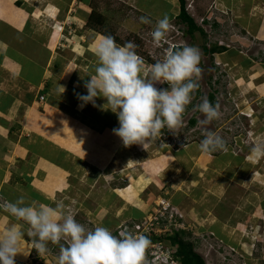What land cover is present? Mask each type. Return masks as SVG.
Listing matches in <instances>:
<instances>
[{"label": "rangeland", "instance_id": "1", "mask_svg": "<svg viewBox=\"0 0 264 264\" xmlns=\"http://www.w3.org/2000/svg\"><path fill=\"white\" fill-rule=\"evenodd\" d=\"M89 1L103 15L102 30L121 45L131 41L137 46V54L145 61L144 74L164 59L173 44L199 49L202 74L186 107L182 128L173 132L162 129L161 136L146 145L143 155L133 149L143 146L134 144L118 154L106 153L100 161L98 156L96 164L101 169L80 162L75 151L70 168H65L64 185H49L47 194H53L55 204L63 201L66 211L88 229L104 226L114 230L124 222L167 209L205 264H264V158L257 159L252 151L258 142H264V39L256 35L264 21V0H184L186 12L203 29L191 34L178 19L179 0ZM58 2L64 3L38 0L32 4L33 16H28L24 30L47 35L52 52L68 57L65 49L74 48L79 31L73 18L46 16ZM45 6L49 8L44 10ZM165 16L173 29L167 43L157 48L151 33ZM141 17L151 23H141ZM214 44L227 50L204 52V47ZM155 87L167 89L168 85L157 83ZM210 93L221 115L201 126L204 115L197 106ZM191 117L196 119L195 125H190ZM204 128L221 136L227 151L203 153L199 146ZM158 167L162 169L156 174ZM5 201L0 196L3 211ZM161 239L167 242L168 235ZM48 249L46 254L37 255L32 244L28 254H17L15 264H58L60 245L49 242Z\"/></svg>", "mask_w": 264, "mask_h": 264}, {"label": "crops", "instance_id": "2", "mask_svg": "<svg viewBox=\"0 0 264 264\" xmlns=\"http://www.w3.org/2000/svg\"><path fill=\"white\" fill-rule=\"evenodd\" d=\"M62 1L63 5L58 2V6H45L44 10H53L46 15L49 18L74 19L79 40L74 48L65 49L68 57L52 52L47 35L24 30L28 16H33L29 1L0 0V196L8 202L15 203L23 196L26 204L55 207L53 194L47 192L51 185H64L65 168H70L75 151L80 162L101 169L96 164L98 156L100 161L106 153L118 154L128 147L113 131L119 122L116 114L107 110L105 98H96L95 107L91 103L80 106L78 96L87 95L84 85L99 65L95 45L106 35L86 26L92 9L89 0ZM262 24L256 30L260 39H264V21ZM57 34L60 36L61 30ZM133 149L142 155L148 150L146 146ZM117 156L114 159L118 161ZM156 169L157 174L162 167ZM12 227L25 234L29 230L22 220L0 207V234ZM30 245L32 238L25 236L18 256L28 254Z\"/></svg>", "mask_w": 264, "mask_h": 264}, {"label": "clouds", "instance_id": "3", "mask_svg": "<svg viewBox=\"0 0 264 264\" xmlns=\"http://www.w3.org/2000/svg\"><path fill=\"white\" fill-rule=\"evenodd\" d=\"M140 20L151 23L146 17ZM172 29L167 16L160 19L151 33L154 46L159 48L167 43ZM178 46L182 45L169 47L164 59L144 74L145 61L137 54L133 42L121 46L114 37L102 36L94 48L99 65L96 74L84 85L87 95L78 96L80 106L91 103L95 107L96 98H105L107 110L116 114L119 122L113 131L126 147L139 144L145 148L161 136L162 129L173 132L182 128L186 107L199 87L202 69L198 48L187 44L175 48ZM157 83H166L168 88L158 89ZM197 107L204 115L199 121L201 126L220 118L219 105H213L207 98ZM203 134L199 146L203 153L227 151L221 136L207 128ZM252 151L257 159L264 158V142H258ZM5 208L17 220L24 221L29 230L25 234L12 227L0 234V264H15L14 258L21 253L25 236L32 238L34 249L41 255L49 251V242L60 245L58 264H148L146 254L152 244L149 236L129 231L115 236L104 226L88 229L66 211L63 201L51 207L35 202L26 204L21 196L15 203L7 201Z\"/></svg>", "mask_w": 264, "mask_h": 264}, {"label": "built area", "instance_id": "4", "mask_svg": "<svg viewBox=\"0 0 264 264\" xmlns=\"http://www.w3.org/2000/svg\"><path fill=\"white\" fill-rule=\"evenodd\" d=\"M40 100H44V97L40 96ZM180 228L181 225L177 223L174 214L167 212L166 209L164 212H156L154 215L151 212L145 219L124 222L110 231L115 236H119L124 231L149 236L152 244L146 254L148 264H181L180 260L175 257V247L168 242L169 240L164 242L161 239L163 236H169L173 229ZM65 243L67 244L66 241ZM36 254L39 255L37 251Z\"/></svg>", "mask_w": 264, "mask_h": 264}, {"label": "trees", "instance_id": "5", "mask_svg": "<svg viewBox=\"0 0 264 264\" xmlns=\"http://www.w3.org/2000/svg\"><path fill=\"white\" fill-rule=\"evenodd\" d=\"M179 3H180V8H179V12L177 16H178L179 21H182L185 24L186 26L185 31L189 34L195 31L203 32V29L200 26H198L194 22L192 17L188 15V13L186 12L184 0H179ZM103 23H104L103 15H101L100 13L95 11L94 8H92L88 16L86 26L90 28H94L106 36H112L110 33L102 30L101 25H103ZM114 38L116 39V37ZM116 42L118 43L119 40L116 39ZM119 44L121 43L119 42ZM179 47H182V46H178L175 48H179ZM225 50H227L225 46L218 45V44H214L211 47H204V52L208 54L221 53ZM207 99L213 105L216 104L215 96L213 95V93L208 94ZM188 121L190 125H195L197 122L194 117H191ZM168 240L170 244L175 247V250H176L175 257H177L180 260L181 264H205L202 257L193 250L192 244L190 242H187L183 238L181 231L177 229H173L171 232V235L168 236Z\"/></svg>", "mask_w": 264, "mask_h": 264}]
</instances>
